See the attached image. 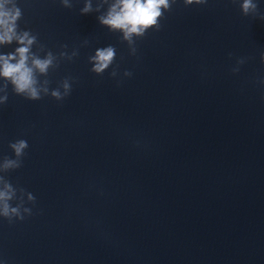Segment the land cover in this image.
I'll return each mask as SVG.
<instances>
[{
    "label": "clouds",
    "instance_id": "9594fccd",
    "mask_svg": "<svg viewBox=\"0 0 264 264\" xmlns=\"http://www.w3.org/2000/svg\"><path fill=\"white\" fill-rule=\"evenodd\" d=\"M66 8H71L70 0H61ZM175 0H98L96 7L93 8L92 0H85L80 12L82 15L100 12L105 5L106 11L97 17L98 22L108 28L111 32L122 33V40L126 41L130 47L131 53L135 54L134 38L143 37L150 29L159 30L160 21L164 18V13L171 9ZM207 0H184L185 6L193 4H206ZM242 14L257 15L259 12L258 4L254 0H242L240 5ZM22 17V10L17 6L16 0H0V46L11 45L15 42L18 46L8 54H0V78L4 83L0 85V104H5L8 100L7 88L11 84L15 94L36 101L42 96L51 95L56 100H63L71 92V78H65L58 88L49 92L48 79L40 81L39 76H47L50 69L59 67L61 59L72 60L78 55V51L73 50L71 54L61 51L59 56L54 55L52 51H47L41 58L38 52H33L32 48L37 44V36L27 30H18V21ZM264 19V15H261ZM86 43V42H85ZM62 47L67 48V45ZM44 51V46L39 48ZM231 56L232 54L229 53ZM116 49L109 45L98 48L95 54L89 57L92 64L90 69L97 75H102L115 61ZM261 63H264V51L260 53ZM244 58H239L237 64H243ZM239 69L233 68V72ZM125 76H131L129 71L124 72ZM111 76H117L116 69H113ZM264 83V80H261ZM60 88L63 89L61 92ZM14 152L15 158L5 156L0 161V173H7L22 167V157L28 148V143L24 139H19L9 144ZM19 193V195H18ZM27 197L28 202L35 203V196L26 192L23 188L14 187L4 175H0V217L6 218L12 223L14 218L23 220L25 215H31L32 210L24 207ZM16 200V206H12L11 201Z\"/></svg>",
    "mask_w": 264,
    "mask_h": 264
}]
</instances>
